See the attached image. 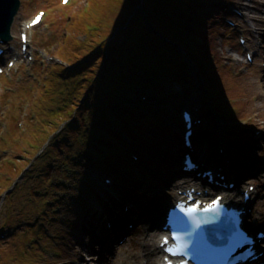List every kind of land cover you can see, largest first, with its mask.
Listing matches in <instances>:
<instances>
[{
	"label": "rangeland",
	"instance_id": "374dc122",
	"mask_svg": "<svg viewBox=\"0 0 264 264\" xmlns=\"http://www.w3.org/2000/svg\"><path fill=\"white\" fill-rule=\"evenodd\" d=\"M91 1L94 0H70L68 4L64 5L61 4L60 0H21L19 13L12 27L11 35L13 39L9 43H2L0 40V46L9 49L0 58V65H3L5 61V66H3L4 72L0 73V199H2L0 200V264H72V260L83 264H98V261L103 260L104 257L107 258L108 264H146L144 259L138 261L139 259H136V256L129 255L130 253L127 251L128 244H130L129 241L133 235L132 233L138 228H142L147 233H150L148 229L149 222L151 218L158 217L161 202L174 200L175 198L172 199V197L180 192L177 193V190L174 189L171 197L166 196V193L171 189V185L173 184L172 178L168 179L169 174L175 172L180 166L182 168L183 165L181 160L183 159V151L180 150L179 153L175 154L176 150H174L176 146L183 144L181 138L184 126L180 119L182 113L180 108H178L179 112L177 109L171 112V117L174 121L172 119V122L168 125V133L166 131L167 134L158 139V142L161 143L158 144L160 146L155 145L150 148L146 146L152 151L151 155L147 153V148L138 147L137 149H132L133 151L126 153L125 162L121 166H115L112 169H105L103 165L101 166L104 169L91 167L90 169L98 171V174L91 177L86 176L87 172L84 169L82 171L83 174L79 171V174L69 176L71 174L67 168V159L70 157L69 154H72V148H74L71 143L74 139V141L78 140L76 132L83 126L80 123L82 121L81 117H78L80 120H77L79 122L77 125L70 126L72 128V132H69L70 134L67 131L64 132L65 127H68L65 125L67 122L60 124V127L55 130L48 131L44 135L45 141L43 142L44 146H46L40 153L39 150L42 146L40 148L37 146V138L28 141V143L25 142L32 137L30 132H33L34 135L41 133L42 119L46 117L48 110L54 107L53 101L58 99L52 94V90L45 92L49 87V83H46L47 77L43 73L48 65L59 62L60 57L66 56L63 59H67L68 57L70 58L68 59L70 62H74L83 56L82 51L84 50L83 45L84 40H86V33L90 32L87 31L89 26V22L86 21L87 17L83 18V15L88 12ZM237 2L241 4L246 3L244 0H208L206 2L208 3V7L204 9L210 10L209 8H211L213 10L215 8L217 11L213 13V16H209V18L205 17L206 21L200 27L199 34H195L192 38L186 37L184 47L188 50L192 49V51L197 53V56H203L204 54V56L211 57L213 69L207 72L201 63L203 61L199 62V66L215 92L217 103L219 104L218 107L226 114L225 119L227 118L225 121L214 114L215 120L219 119L223 121L222 124H208V122L203 120L201 125L205 129H220L219 131H222L223 134H219L220 136L223 135L224 141L228 135L240 136V132L249 135L258 132L259 134L262 133V138L256 141L252 140L250 136L245 137L243 149L245 152L247 150L250 151V154L240 156L243 157L241 158V162H248L250 159L255 161L257 159L256 161H259L263 166L262 173L252 170L245 172L244 170L234 169L235 176L233 178L239 180L236 188H239L241 191L246 189L243 185L244 182L248 181L246 178L256 179L249 182V184H253V192L256 195L250 207L251 216H259L264 221V97L262 96L263 101L261 100L258 103L259 112L257 109L252 110L251 107L255 102H252V104L248 103L250 95L247 94L241 84L240 87L237 83H234L236 82V75H242L245 83L248 81L249 83L254 82L259 84L261 87L258 93H264V42H262V38L260 42L252 31V27L247 25L251 24L249 21L250 17L245 18L249 21L245 23L235 13L223 14L225 7H229L231 4H238ZM240 3L238 7L241 6ZM255 5H259V8L254 7ZM263 5L264 0H256L250 3V6L255 9L258 8L262 13L258 14L259 18L261 15H264ZM39 10L46 11L44 21L41 25L28 32L30 36V54L24 57L21 52L19 33L25 30L27 23ZM262 16L261 20H264V16ZM79 17L83 18V29H79ZM229 17L233 19V22L235 21L238 27L228 24L226 19ZM252 17L254 18L253 15ZM241 37L247 38L249 42L250 47L247 44L249 49L247 52L255 51L257 53L255 63L253 64L247 60L245 47L240 44ZM257 40L259 45L255 43ZM77 45L81 46L77 47ZM75 49H79V53L76 54L74 52ZM175 49H178L180 52L178 47ZM9 60L14 62L13 66H6ZM94 62H96V59ZM186 63L184 64V68L187 69L189 65ZM182 72L183 69L179 70L178 73ZM210 73L220 75L215 76L217 82L211 80L212 75ZM185 75H187V72ZM230 77H233L234 81L226 85L224 79ZM201 81L202 79H198L196 83L202 85ZM237 86L240 89L239 94L234 91ZM189 87L188 90L186 88L187 92L184 94L185 97L182 99L184 103H182L186 106L190 103L192 108L198 104L201 105L202 109L196 111L194 116L196 119L197 117L204 116L206 120L208 115L205 108L207 109L210 105L205 98L203 89L201 91L193 87L192 84ZM197 93L200 94L198 98L196 97ZM64 97L68 98L66 94ZM193 97H196V100ZM229 112L232 117L227 115ZM257 113L259 114V118L257 117ZM211 120L215 121L214 119ZM83 121L85 120L83 119ZM244 127L248 129H241ZM216 134L215 138H219L218 133ZM140 137L146 140L144 135ZM144 140L138 137V141L145 143ZM22 141L26 143V146H24ZM84 142L83 140V151L85 149ZM254 143H257V145L254 146ZM194 144L196 148L197 144L195 140ZM29 146H32L33 149ZM23 147H28L25 150H30V152L25 153ZM134 150H139L149 161H153L157 165L160 164L161 160H165L169 168L165 169L166 172L161 171V173L166 178L160 180V178H163L160 177L150 187L145 181H142L144 185L138 189L141 184L138 179L143 177L142 175L139 177V173L145 171L147 166L149 167V161L146 163V160L142 159L140 155L136 161ZM195 153L198 154L196 149ZM26 155L29 158H25ZM230 157L232 158L233 156ZM16 158H19V160ZM34 158L35 160H33ZM29 162L35 164L30 166ZM127 162L132 163L131 165L136 164L133 169L135 170V174L129 175L127 173L128 176H126L124 172L126 168L129 169ZM252 163L250 162L251 166L253 165ZM216 164L221 165V163ZM27 165L30 167L28 166L26 174H23L21 184L14 188L11 194L5 198H1L5 194V189L10 188L14 180L18 175L23 173L22 171ZM82 165L86 166L85 164ZM27 168L25 167V169ZM117 169L119 171L115 172ZM100 173L103 175L101 176ZM81 174L83 175V182L87 179L85 181L88 188L95 193L93 198H95V195H98L96 189L100 188L98 185L100 178L104 186L108 184L110 186V183H106L107 179H113L112 186L114 188L112 190L116 194L121 195L119 194L121 191H126L127 196L130 195V200H135L139 204V218H133L131 221L127 219L118 224H113V218L105 222V225L112 222L113 227H117V230L124 232L121 235L124 236L125 241L119 246L114 242L112 244L114 245L113 250L106 251L107 246L104 248L96 246L97 250L94 251L95 253L88 255L87 252L83 251V248H80L75 243L74 235L68 233L72 229H78L76 227L78 226V218L73 211L72 197L79 192ZM114 174H117V176H114ZM242 174H245L243 178H236V176L240 177ZM47 179L48 182L46 184ZM187 182V184H184L185 187L190 184H197L191 178H187ZM5 183L7 184L5 185ZM120 185L126 186L128 190L126 188L121 189ZM252 187L248 186L247 188L251 190ZM70 189L71 193H69ZM146 190H151L150 192L152 193L146 195ZM35 191H38L37 194ZM152 198L156 201L152 205L147 206L145 200ZM87 200V198H83L82 206L84 209L88 205ZM38 202L41 204H38ZM101 204L105 205L106 201L103 199ZM120 209L123 210L122 206ZM150 211L151 213H149ZM113 213L115 212L111 211V214ZM57 216L58 220H56ZM37 217L39 218L38 220H36ZM160 217H163V213L160 214ZM42 222L46 224L43 225L41 224ZM38 224L40 225L39 230L36 229L38 228ZM45 225L47 226V230L45 229ZM2 234L5 235L3 240H1ZM64 235H67L66 245L61 240V237ZM99 250L101 252H98ZM80 258L83 261H80Z\"/></svg>",
	"mask_w": 264,
	"mask_h": 264
},
{
	"label": "trees",
	"instance_id": "16d2710c",
	"mask_svg": "<svg viewBox=\"0 0 264 264\" xmlns=\"http://www.w3.org/2000/svg\"><path fill=\"white\" fill-rule=\"evenodd\" d=\"M206 2L208 0L91 1L88 12L83 15V18L87 17V31H90L86 33L87 42L84 40L83 56L74 62H70L68 57L63 59L66 56L60 57L59 62L48 65L43 73L47 77L46 83H49L45 92L52 90V94L58 99L53 101L54 107L49 109L46 117L42 119L41 133L34 135L30 132L32 137L25 142L37 138L36 144L40 148L48 131L55 130L60 124L67 122L65 125L68 127H65L64 132H72L70 126L79 123L78 117L82 118L80 123H83V119H88L93 126H97L100 118L98 126L108 130L113 122L107 118L109 109L125 117V125L132 132L135 128L131 122L134 120L138 123L137 129L148 132L153 139L159 133L167 134L170 123L164 120L157 122L154 119L163 111L147 106L144 100L139 98L136 99L138 103L133 104L124 91L137 90L140 87L144 90L150 86L163 87L164 81L184 69V64L176 61V58H180V52L175 48L185 46L186 37L192 38L193 35L199 34L200 27L206 21L203 15L204 8L208 7ZM83 18H78L79 29H83ZM74 52L79 53V49ZM203 57L201 63L209 72L213 69V62L210 56L203 54ZM210 74L211 80L217 82L216 77L220 75ZM233 81V77L224 79L226 85ZM85 98L89 103L95 100L100 103L94 107L91 105L92 109H89L84 103ZM149 114L153 117H149ZM83 129L81 126L76 132L78 140L72 152L83 150V137L88 138L84 142L85 148L98 149V144L106 143L103 139L97 140L94 134H84ZM25 142L22 141L24 146ZM29 147L33 149L32 146ZM23 148L25 150L28 147ZM27 152L30 150H25V153ZM99 154L101 164L107 169L114 168L116 163L125 162L122 158L116 161L107 158L102 152ZM70 157L67 159V165L76 166V160L73 161ZM117 171L119 170L115 172ZM47 182L48 179L46 184Z\"/></svg>",
	"mask_w": 264,
	"mask_h": 264
},
{
	"label": "bare ground",
	"instance_id": "6f19581e",
	"mask_svg": "<svg viewBox=\"0 0 264 264\" xmlns=\"http://www.w3.org/2000/svg\"><path fill=\"white\" fill-rule=\"evenodd\" d=\"M69 1V0H68ZM68 1L66 3H68ZM262 36H264V32L261 33ZM260 34V36H261ZM233 55H235L233 53ZM236 57V56H235ZM237 60H239L238 57H236ZM238 86L241 87V85L244 87L245 91L247 92L248 95H250L249 97V101L248 103L255 102V104L252 105L251 109H257V111L259 112V101L261 102L262 96L264 97V93L259 94V90H260V85L254 82H248L245 80L244 78H242V75H236V82ZM241 84V85H240ZM237 86V88L234 89V91L239 94V87ZM264 89V86H263ZM208 97V96H207ZM210 99V97H208ZM251 112V111H250ZM250 114V113H249ZM249 117V116H248ZM252 117V116H250ZM257 117L259 118V114L257 113ZM240 132V131H239ZM240 136H244V137H248L250 136V138L252 140H259L260 138H262V134H244L240 132ZM206 145H210L212 146V148L217 152V154L212 157L213 159L217 160V161H222L223 165L225 167L223 168V171H219L222 174H228L230 175L231 178H233L235 176V170L234 167L232 166V163H228L224 161L223 156L218 152L216 146L209 142L208 144L206 143L204 145V147ZM257 143H254V146H256ZM160 146V145H158ZM180 149V146H176V153H178ZM248 152V153H247ZM247 152L244 151L243 148L241 149H231L230 151L226 152V156L229 154L233 157H240V156H247L250 154V151L247 150ZM149 161V160H148ZM166 161L162 160V162H160L159 165H157V163L155 164L153 161H149V168L152 171H159L166 163ZM165 171V170H164ZM166 172V171H165ZM101 174V173H100ZM102 175V174H101ZM140 175H142L143 177L146 175V173L140 172L139 173V177ZM237 175V173H236ZM142 177V178H143ZM169 177V176H168ZM166 178L165 176L163 177V179ZM157 180V179H156ZM182 181H185L183 179H180ZM148 179H146L145 182H147ZM181 189V188H179ZM174 188L171 187L170 191V195L171 193H173ZM151 191V190H150ZM149 190L145 191L146 195L151 194L152 192H150ZM168 191V192H169ZM221 193L228 195L226 196L225 199H227L228 202H231L232 204H237L238 202H242V204L244 206H246V208L250 207V203L249 204H245L243 202V195L241 198H238L241 194L240 191H221ZM120 194H125V192H120ZM231 195H235L234 197ZM178 199V198H176ZM106 201V204L103 205L101 203H98V201L93 202V200H91L92 203L95 204V206H89V208L87 209L88 211H83V251L87 252L88 255L95 253L94 251H96L97 249L95 248L96 246H99V248H102L104 245V240L103 239H107L105 237H102V235H105L106 233L109 232V229L107 228L108 225H105L106 221H110L112 218L114 219L113 224L118 223H122L125 219H129L131 218V220L133 218H139L140 215V209L137 208L138 202L136 201H131L128 196H124V195H118V194H114L111 198L110 201ZM154 198L150 199V200H145V203L147 206H150L154 203ZM148 203V204H147ZM127 206L128 207V212L124 213L125 210L123 211L122 209H120L121 206ZM264 205V203H263ZM164 204L160 207L159 211H162ZM249 209V208H248ZM111 211L115 212L113 214H111ZM123 211V212H122ZM77 212H80V209L77 210ZM122 212V213H121ZM122 215H121V214ZM120 216V217H118ZM247 225L252 226L253 222L252 220L249 218V216L247 217ZM115 220H117L115 222ZM130 220V221H131ZM260 220V219H259ZM161 220L159 218V213H158V217H153L151 218V221L149 222V230L150 233H147L146 230H143L142 228H139L136 232L132 233L133 237L130 240V244H128V252L132 253L133 256H136V259H139L138 261H141L142 259L145 260L146 264H157L159 261V257L162 254L163 249L159 246V239L162 234V228H161ZM112 224V225H113ZM257 227H264V223L262 224H257ZM92 234H95L93 236H91ZM84 237H90L89 241H85ZM264 246L262 245L260 250H263ZM98 252H101V250H99ZM260 261H264V255L263 257L260 258ZM98 264H108L107 258L104 257L103 260H99Z\"/></svg>",
	"mask_w": 264,
	"mask_h": 264
},
{
	"label": "water",
	"instance_id": "95a60500",
	"mask_svg": "<svg viewBox=\"0 0 264 264\" xmlns=\"http://www.w3.org/2000/svg\"><path fill=\"white\" fill-rule=\"evenodd\" d=\"M20 0H0V38L11 39V26L18 13Z\"/></svg>",
	"mask_w": 264,
	"mask_h": 264
}]
</instances>
